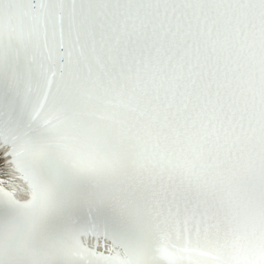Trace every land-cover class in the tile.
<instances>
[{"label":"snow or ice","instance_id":"1","mask_svg":"<svg viewBox=\"0 0 264 264\" xmlns=\"http://www.w3.org/2000/svg\"><path fill=\"white\" fill-rule=\"evenodd\" d=\"M0 264H264V0H0Z\"/></svg>","mask_w":264,"mask_h":264}]
</instances>
